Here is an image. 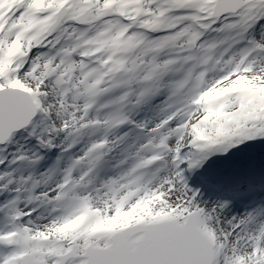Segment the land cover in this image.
Wrapping results in <instances>:
<instances>
[{
	"label": "snow or ice",
	"instance_id": "snow-or-ice-1",
	"mask_svg": "<svg viewBox=\"0 0 264 264\" xmlns=\"http://www.w3.org/2000/svg\"><path fill=\"white\" fill-rule=\"evenodd\" d=\"M0 264H264V0H0Z\"/></svg>",
	"mask_w": 264,
	"mask_h": 264
}]
</instances>
